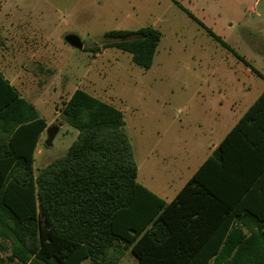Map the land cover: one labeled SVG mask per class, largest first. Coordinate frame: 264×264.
Masks as SVG:
<instances>
[{"label":"trees","instance_id":"16d2710c","mask_svg":"<svg viewBox=\"0 0 264 264\" xmlns=\"http://www.w3.org/2000/svg\"><path fill=\"white\" fill-rule=\"evenodd\" d=\"M103 39L105 49L150 69L162 33L149 26ZM62 116L78 137L35 177L33 154L46 122L0 73V121L9 135L0 142V225L12 260L119 264L130 250L138 264H264V90L168 204L137 181L122 111L78 89Z\"/></svg>","mask_w":264,"mask_h":264},{"label":"rangeland","instance_id":"374dc122","mask_svg":"<svg viewBox=\"0 0 264 264\" xmlns=\"http://www.w3.org/2000/svg\"><path fill=\"white\" fill-rule=\"evenodd\" d=\"M230 2L216 35L249 66L169 3L129 16V0H0V71L51 125L37 174L77 139L62 109L81 89L122 111L137 181L171 201L264 90L252 71L264 76V0ZM149 26L162 33L150 69L104 48L108 32ZM70 34L83 50L66 43ZM119 264L138 261L129 250Z\"/></svg>","mask_w":264,"mask_h":264},{"label":"crops","instance_id":"0c3cea01","mask_svg":"<svg viewBox=\"0 0 264 264\" xmlns=\"http://www.w3.org/2000/svg\"><path fill=\"white\" fill-rule=\"evenodd\" d=\"M178 1L184 8L188 9L198 20H200L202 23H204L208 28L212 29V31L216 34H220L223 36V32L224 28H222L221 26V22L222 19L225 16H228V12H229V8L232 2H230L231 0H176ZM235 3H240L241 0H233ZM153 3V7L155 6H162L165 3H169L174 5V7H178V5H176L172 0H129V16H135L138 14H142L143 11H151L152 7L150 8V4ZM180 10L186 14L181 8ZM187 15V14H186ZM188 16V15H187ZM189 17V16H188ZM232 26V24H231ZM154 27V26H152ZM155 28V27H154ZM230 29V26L228 27ZM157 29V28H156ZM228 29V30H229ZM159 30V29H158ZM132 31V30H129ZM139 31V30H136ZM134 31V32H136ZM160 31V30H159ZM161 32V31H160ZM0 73L5 77V75L3 74V72L0 71ZM6 78V77H5ZM7 79V78H6ZM8 80V79H7ZM9 81V80H8ZM10 82V81H9ZM11 83V82H10ZM15 87V86H14ZM16 88V87H15ZM18 91V90H17ZM19 92V91H18ZM20 94V93H19ZM21 96V94H20ZM22 97V96H21ZM24 98V97H22ZM25 99V98H24ZM27 100V99H25ZM28 102H30L29 100H27ZM36 109V111L38 112V115L41 119H43L41 117V115L39 114L38 109L36 108V106L30 102ZM245 114V113H244ZM243 114V115H244ZM242 115V116H243ZM241 116V117H242ZM240 117V118H241ZM240 118L236 121V123L234 124V126L237 124V122L240 120ZM45 121V119H43ZM46 122V121H45ZM233 126V127H234ZM5 127H7L6 122L4 121H0V142L3 144L4 142L6 143V140L9 138L8 133H6L4 131ZM232 127V128H233ZM72 128V127H71ZM50 129H51V125H49L46 122V128L43 130V132L40 134L34 154H33V159H34V163H33V174L36 177L37 171L36 168L34 167L35 162L37 160V154L40 153V146L41 143L45 137L46 134L50 133ZM231 130V129H230ZM230 131H228L226 133V135L229 133ZM226 135L223 137V139L226 137ZM52 138V136L50 137ZM223 139L218 143V144H214L209 156L207 157V159L212 155V153L214 152V150L219 146V144L223 141ZM206 159V160H207ZM205 160V161H206ZM204 161V162H205ZM203 162V163H204ZM202 163V164H203ZM201 164V165H202ZM200 168V167H199ZM198 168V169H199ZM197 169V170H198ZM196 170V171H197ZM139 171V170H138ZM195 171V172H196ZM195 172L193 173V175L195 174ZM192 175V176H193ZM192 176L188 179V181L192 178ZM186 181V183L188 182ZM186 183L181 187V189L175 194V196L171 199V201H173L175 199V197L177 196V194L182 190V188L186 185ZM145 187V186H144ZM147 188V187H146ZM148 189V188H147ZM151 191V190H150ZM153 192V191H152ZM154 193V192H153ZM157 195V194H156ZM158 196V195H157ZM161 198V197H160ZM165 201V200H164ZM171 201H165L167 204L170 203ZM1 229L2 226L0 225V248L2 247L3 249H0V264H19V262L17 260H12L11 259V255H12V241L11 238H6L3 237L2 233H1ZM129 251V250H127ZM125 251V253L127 252ZM124 253V254H125ZM124 257V256H123ZM122 257V258H123ZM137 259V258H136ZM138 261V260H137ZM89 262L90 264L91 261L89 259L85 260L83 262V264Z\"/></svg>","mask_w":264,"mask_h":264},{"label":"water","instance_id":"95a60500","mask_svg":"<svg viewBox=\"0 0 264 264\" xmlns=\"http://www.w3.org/2000/svg\"><path fill=\"white\" fill-rule=\"evenodd\" d=\"M66 43H68L71 47L76 48L78 50H83L84 45L81 39L77 35H67L65 38Z\"/></svg>","mask_w":264,"mask_h":264}]
</instances>
